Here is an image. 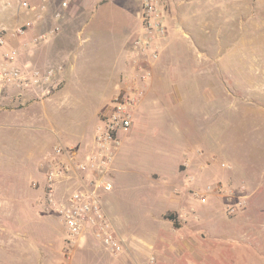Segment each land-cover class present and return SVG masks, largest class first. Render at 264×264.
Returning <instances> with one entry per match:
<instances>
[{
    "label": "rangeland",
    "instance_id": "rangeland-1",
    "mask_svg": "<svg viewBox=\"0 0 264 264\" xmlns=\"http://www.w3.org/2000/svg\"><path fill=\"white\" fill-rule=\"evenodd\" d=\"M61 1L51 0L55 11L58 10L56 7ZM100 1L95 4V0H71L68 5V10H72L74 15L69 20L71 25L80 29L87 24H96L97 27L102 28L105 41L115 40L130 31V29L126 32L122 30V24L129 27L137 26L142 9L141 0ZM160 4L168 28L177 29L176 37L172 40L166 56L187 60L188 65H183L181 68L183 71L195 72L198 68L203 70L210 68V65L208 68L206 65L198 67L196 62L198 63L202 57L211 56L212 44L215 38L218 40L219 37L220 41L217 42L221 45L220 71L235 76L234 80L228 82L230 94H223L221 104L228 106V111L235 116L236 125L243 120L245 127L220 129L221 135L211 139L208 136V131H211L209 113L199 114L197 119L193 118L189 103L187 113L189 122L198 128L199 135L208 139L201 145L192 136L191 143H183L181 138L189 131L191 125L188 124L186 127L180 125L176 115L170 121L173 108L168 118L169 122L164 124L162 119L167 115L165 108L170 106L162 96H159L155 99L157 104L154 107L147 109L144 116H137L135 127L126 139L123 136H127L128 133L119 135L120 145L113 159L110 179L112 190L100 194L103 209L118 236H121L129 246H134L135 243H142L158 231L160 224L156 216L165 208L167 192L171 190L172 195L177 196L182 189H186L190 198L203 208L199 210L203 213V217L201 213L195 214V209H190L188 215H184L190 217L195 214V221L199 220L203 223L202 227L196 229L198 240L196 247L199 250L196 264H264V182L258 185L256 180L246 190L241 191L239 181L236 182L238 179L233 178L231 173L233 170H238L249 176L251 182L257 176L264 175V0H160ZM125 8L129 9L127 15L121 11ZM93 9L104 11L90 22V11ZM125 16H128L129 23L125 22ZM29 19L25 12L4 9L0 5V31L10 28L8 27L10 24L23 26ZM199 43L203 44V50L198 48ZM30 49L35 52L39 49V45L31 46ZM3 51L4 49H0V68L5 64ZM22 56L20 59L24 62L26 58ZM243 58H246L244 64L241 61ZM44 62H40L39 59L31 61L34 65L38 63L39 67L44 66ZM103 72L76 76L73 82L78 81L79 85L74 90L79 95L72 96L70 100L89 104V107L93 106L94 109L101 101H109L115 93L109 91L102 94ZM51 81L52 78L46 85L48 89H52ZM65 88L67 89V82L62 77L58 79V84L54 85L51 93L60 92ZM32 89L35 87L22 89L0 80V126L20 121L18 114L22 111H18L17 105L6 103L11 100L8 95H16L18 92ZM66 101L67 99L60 110L62 109L61 113L68 116L70 121L75 113L67 110ZM108 104L99 111L98 120ZM30 116L39 120V109H35ZM199 117H202V120H199ZM17 130L24 131L23 128L17 127L0 128V192L14 200L11 204L15 206L12 214L23 215L24 223L17 224L18 220L13 218L9 224H0V264L17 263L20 256L17 237L24 240L27 257L34 256L39 246L48 243L49 247H53L55 253H60L61 258L58 261L49 260V264H63V261L66 264L70 262L71 264H155L154 256H148L143 252L139 253V260L132 259L130 247L124 248L119 256L112 257L106 247L90 234L71 247H77L79 251L76 250L73 255L69 254L66 251L69 246L68 232L60 221L58 213L48 206L46 200L45 173L49 164L44 165V171L40 170L38 177L33 171L32 160L22 168ZM3 139L9 140V143L4 142L2 145ZM57 145L60 144L54 145L52 150ZM28 147L31 149L30 145ZM3 153L10 154L9 168L2 160ZM183 156L200 158L195 167L197 173L199 171L210 174L203 186L195 184V188L178 185L172 189L169 187L175 182L176 164L183 159ZM185 163L183 166L186 167ZM7 170L10 171L8 183L2 182L6 177L1 173ZM22 173L27 177L22 176ZM152 173L160 177L153 179ZM187 180L190 184L195 183L196 176L188 177ZM5 186H8V192L5 191ZM21 188L26 190L25 201L35 204L34 209L25 208V211L18 209L19 205L16 201H21L22 194L17 190ZM56 192L57 189L55 196ZM66 192L64 191L58 198L56 196L57 201L62 202ZM200 197L205 201L201 202ZM211 198H215L218 205L215 209L207 210L204 207L211 204L209 203ZM241 202H244V205L238 207ZM232 208L236 210L235 213L229 212ZM192 218L195 216L193 215ZM217 232L222 235L233 232L231 235L237 237V240H234L237 246L233 245L235 243L225 242L231 238H223L224 243L220 242L217 247ZM57 242L60 246L59 250L56 247ZM230 249H235V257L229 256ZM46 252L48 258L53 259L51 251ZM57 254H54V257L57 258ZM122 257H125L124 263ZM240 257L245 258V262L242 263ZM186 258L184 254L181 260L184 262ZM26 264H33L32 259Z\"/></svg>",
    "mask_w": 264,
    "mask_h": 264
},
{
    "label": "crops",
    "instance_id": "crops-1",
    "mask_svg": "<svg viewBox=\"0 0 264 264\" xmlns=\"http://www.w3.org/2000/svg\"><path fill=\"white\" fill-rule=\"evenodd\" d=\"M29 1L34 6L33 11H25L18 8L12 0H0V5L4 9L25 12L30 17L28 21L33 22V25L29 28L30 32L28 30V33L21 38H12L8 35L10 31L19 26L10 24L8 25L10 28H4L8 30H6L7 48L16 51L17 59L15 64L25 71H43L48 68H53L56 74L53 76L50 83L52 84V89L54 85L58 84V79L62 77H64L67 82V89L65 88L60 92L51 93L52 89H48L46 84L35 87V89L31 91H21L20 93H16V95L10 94L8 97H11V100L6 101L9 105H17L16 108L18 111H22V113L18 114L20 119L19 122L13 124L6 123L5 125H1L0 128L5 127L12 129L17 127L24 129V131L21 132L17 130L20 163L22 168H24L27 162L32 160L33 171L36 172V177L40 174V170L41 172L44 171V165L49 164L53 159L52 147L56 144H60L66 149L73 150L78 160H84L85 157L93 151L94 136L99 122V111L121 90L125 89L130 84L137 86L141 93L134 113L131 130L135 127L137 116H144L143 114H146L145 111L147 109L154 107V105L157 104V100L155 99L159 96H162L166 104L170 106L165 108L167 115L162 119L164 124L169 122L168 118L171 114V108H173L174 110L170 121H172L173 116L176 115V119L180 125L184 127L188 124L191 125L189 131L185 132L181 138L183 143H191L190 137L192 136H194L198 144L201 145L208 139V137L206 138L205 136L199 135L198 128L192 126L191 122H189L187 115L189 103L191 104L190 109L193 118L197 119L199 114L209 113L208 121L211 123L209 126L211 131H208V136L211 139L221 135L220 129L245 127V122L243 120L236 125L235 116H232L233 113L228 111L229 108L227 105L221 104V97L223 94H230L228 82L234 80L235 76L231 73L225 74L220 71L219 53L221 45L217 42L220 41L219 37L218 40L215 38L212 44L213 50L211 56L208 57L204 55L205 57L199 59L198 63L196 62L198 67L206 65L208 68L210 65V68L207 70L198 68L195 72H185L181 68L183 65H188L187 60L166 56L172 40L176 37L175 32H177L176 28H168L166 18H164V24L168 32L167 37L161 42L159 59L156 62H151L148 58L134 53L130 44L131 35L140 29V20L135 27L122 24V30L124 29L126 32V30L129 31L130 29V31L124 33V36L120 35L117 37V40L112 39L110 41H105V36L101 30L102 28L97 27L96 24H87L80 29L77 27L74 28L71 25V21H69L70 18L74 16L72 15L73 11H69L68 7L63 9L59 3V6L57 4L56 7L58 10L55 11L51 0L48 2L45 0ZM97 1L98 0H95V4H97ZM103 1L105 2V0H101L100 2ZM125 9L121 11L127 15L129 9ZM101 11L104 10H91V18L89 21H94V17H98ZM57 13H59L60 16L57 17ZM127 18L128 16H125V22L129 23ZM39 36H43V38L39 39ZM35 45H39V49H37L38 52L37 50L34 52L33 49H30L31 46ZM197 46L202 50L204 48L202 43L197 44ZM28 54L31 56H28ZM21 56L26 58L24 62L21 61ZM32 59H39L40 62L45 61L43 63L44 66L39 67L38 63H35L37 65L32 64ZM245 60L246 58L241 60L242 64L245 63ZM239 64L241 65V63ZM139 67H142L143 70L139 71ZM102 71H104L102 94H106L109 91L112 92V94L115 93L109 101H101L94 109L93 106L89 107V104L83 102L77 103L75 100H70L72 96L76 97L79 95L77 91L74 90L77 89L79 85L78 81L73 82L76 76L78 77L90 72L102 73ZM145 72L149 73V76L144 80H140V75ZM66 99V104L68 106L67 110H71V113H75L70 119L72 122L69 121L68 116L61 113L62 109L60 110ZM88 100L92 103L90 97H88ZM37 108L39 109V120H36L34 116H30L33 115L34 110ZM199 120H202V117H199ZM129 133L127 136H123L124 139L128 137ZM1 142L3 145L4 142L9 143V140L3 139ZM29 145L31 149H29ZM199 159L198 156H183V159L176 164V172L174 175L175 182L169 185V187L172 189V187L178 185L179 187L195 188V184L203 186L204 181L210 174H208L209 172L199 171L197 173L195 167ZM2 160L5 161L7 168H9L10 154L3 153ZM184 163L186 167L183 166ZM233 171L231 172L233 174L232 176L238 179L236 182L239 181L241 191L246 190V188L251 186L256 180L258 185H261L262 181L264 182V175L257 176L251 182L252 179L249 176L238 172V170ZM1 173L3 177H6L2 182L8 183L10 171H2ZM113 173H115V170H113ZM22 176L27 177L25 174ZM191 176H196L195 183L190 184L187 180V178ZM151 177L153 179H158L160 176L152 173ZM112 178L114 179V175H112ZM67 186V183L57 186V198L60 195L62 196ZM5 189V191H7L8 186H5ZM187 191L186 189H182L181 193L177 196L172 195L171 190L167 192L165 208L157 213L156 216V220L159 221L158 224H160V227L155 234L151 235L145 241L143 240L142 243H135L134 246H129L128 243L116 233L124 248L129 249L130 247L129 250L132 252V259L139 260V253L143 252L148 256H154L155 264H196V256L199 251L196 247L198 242L196 238V229L202 227L203 223L199 220L195 221V214L201 213V217H203V213L199 211L203 208L198 206L190 198ZM17 192L22 194L20 196L21 201L15 200L17 205H19L18 209L25 211V208H35V204H29L25 201V189H18ZM12 202H14V200L9 199L8 195L0 192V224H9L10 220L13 218L18 220L16 221L17 224L24 223V221H22V218H24L23 215L12 214V210L15 207L14 205L11 206ZM210 202L211 204H208V206L204 208L207 210L215 209L218 205V201L216 202L215 198H211L209 203ZM190 209H195L196 213L193 214L195 218H192L193 215H190V217L184 216L188 215ZM167 213H169V216H167L168 218L166 217ZM170 217L173 219H170ZM231 234L222 235L218 233L216 237V239L218 238L216 241L217 247H219L220 242L224 243L222 240L223 238H231V240L225 242L235 243L234 240H237V237ZM9 239L10 238H8V240ZM12 241H15V239H12ZM17 241L20 245H18V247L17 245L15 246L18 248L20 256L16 264H26L30 259H32L33 264H49V260L58 261L61 258L60 253H55V249L49 247L48 243L42 247L39 246V250L34 252V256L27 257L26 247L24 248L25 243H23L24 240L17 237ZM233 245L235 247L237 246L236 243ZM56 247L59 250L58 247L60 246L58 242ZM235 249L229 250V256H236L234 252ZM47 250L51 251L53 259H51V257L48 258ZM76 250L79 251L77 247L68 248L69 254L72 255L77 252ZM183 253L186 254L187 257L184 262L181 260L183 259ZM54 254H57V258L54 257ZM126 257H128L127 254ZM215 257H217V255ZM122 258V262L124 263L125 257ZM240 259L242 263L243 261L245 262V258L240 257ZM63 264L66 263L63 261ZM67 264H71V262Z\"/></svg>",
    "mask_w": 264,
    "mask_h": 264
},
{
    "label": "built area",
    "instance_id": "built-area-1",
    "mask_svg": "<svg viewBox=\"0 0 264 264\" xmlns=\"http://www.w3.org/2000/svg\"><path fill=\"white\" fill-rule=\"evenodd\" d=\"M48 2L49 0H45ZM71 0H62L61 8L68 7ZM18 8L33 11L34 6L29 0H12ZM140 29L130 37L133 52L156 62L160 55L161 42L167 36L164 24L163 8L160 0H141ZM56 16H60L59 13ZM33 22L28 21L10 31L12 38L24 37ZM6 30L0 31V49L3 51L4 65L0 68V80L16 85L18 88L46 85L56 74L53 68L46 70L25 71L15 63L16 51L7 48ZM43 36H39V39ZM142 71L143 68L139 67ZM149 76L145 72L140 80ZM141 93L137 86L130 84L121 90L100 114L96 128L93 151L84 160H78L73 150L61 145L53 148V159L46 168L45 194L49 207L58 213L60 221L67 230V244L73 247L76 242L88 234L102 243L112 257L119 256L123 244L118 238L115 228L106 215L100 194L112 190L110 182L113 159L120 145L119 135L130 132L133 124V114L139 102ZM67 183L66 195L63 201L56 199L55 191L59 184ZM204 202L203 197L199 198ZM244 202L238 204L243 206ZM235 213V209H230ZM68 248L66 251H68ZM69 252V251H68Z\"/></svg>",
    "mask_w": 264,
    "mask_h": 264
},
{
    "label": "trees",
    "instance_id": "trees-1",
    "mask_svg": "<svg viewBox=\"0 0 264 264\" xmlns=\"http://www.w3.org/2000/svg\"><path fill=\"white\" fill-rule=\"evenodd\" d=\"M103 2H104V1H103ZM167 218H168V217H167ZM170 219H173V218L170 217Z\"/></svg>",
    "mask_w": 264,
    "mask_h": 264
}]
</instances>
